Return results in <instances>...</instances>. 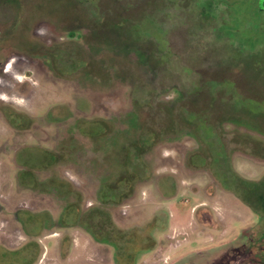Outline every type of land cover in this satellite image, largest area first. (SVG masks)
I'll use <instances>...</instances> for the list:
<instances>
[{"label": "rangeland", "instance_id": "374dc122", "mask_svg": "<svg viewBox=\"0 0 264 264\" xmlns=\"http://www.w3.org/2000/svg\"><path fill=\"white\" fill-rule=\"evenodd\" d=\"M255 3L0 0V63L7 65L0 104L34 116L29 135L0 118V145L9 143L0 149V264H114L104 241L109 227L123 231V246L132 236L144 239L128 251L135 264H245L264 245L257 240L264 214L224 188L228 170L245 180L264 176V18ZM246 30L256 37L245 45ZM257 43L263 47L251 51ZM134 110L142 135L155 131L152 124L169 135L142 155L145 165L131 160L146 181L122 182L119 203L102 204L100 185L128 178L121 168L110 175L114 161L103 156L119 126L113 122L129 121ZM186 116L208 136L219 123L231 169L181 129ZM82 126L102 134L88 136ZM23 144L33 147L17 158L34 179L20 182L13 157ZM211 145L218 153V140ZM198 149L208 163L190 167L186 157ZM68 204L76 213L61 222ZM96 207L106 221L81 224ZM201 207L215 214L220 231L199 227Z\"/></svg>", "mask_w": 264, "mask_h": 264}, {"label": "trees", "instance_id": "16d2710c", "mask_svg": "<svg viewBox=\"0 0 264 264\" xmlns=\"http://www.w3.org/2000/svg\"><path fill=\"white\" fill-rule=\"evenodd\" d=\"M69 35L72 38L75 37V35L72 32H70ZM258 47L262 48L263 46H261L260 43H257L251 47V51H253L254 49H256ZM46 54H48V57H50V56L53 57L51 51L49 52V50H47ZM140 107L141 106H139L138 108L140 109ZM211 109H213L212 105H211ZM189 113H191V112H189ZM130 115H131V117H130L129 121H127V120L122 121V122L121 121H117V122L114 121L116 124L113 122L114 127H115V125H119V126L117 128H114V130H112V132H114L115 134H118L119 137H114V133H113L112 138H111L112 145L110 144L109 147L105 149V152H104L105 154L103 156V160H106V157L108 156L109 159L114 161L112 164V170L110 172V175L113 174L114 168L117 171H119V168H121V170L122 169L125 170V174H128V178H123V180H121V181H116L115 182L116 184L114 185V187H108L106 183H103L102 185H100V187L98 188V197H99L102 204H105L107 202H112L115 204L119 203V199H120L121 195L124 194L123 191L125 190L124 188L119 186L120 184H122V182L126 183L129 181H134L137 183V182H141V181H146L145 179H140V175L136 174V172H134L132 170L131 160H133L134 162L141 161L143 163V165H145V162L142 159V157H143L142 155L145 152H147L148 150L152 149L154 147V145L157 144L159 142V140L162 139L163 135L168 134L170 131V130H164L163 131L161 129L157 130L156 128H158V127L154 126V124H152V128L153 129L155 128V131H150V136L149 135H142V133H143L142 132L143 118L140 116V113L136 110L131 112ZM185 118H186V122H185L186 126H184L185 128H181V129H183V130L184 129H188V130L190 129L189 130L190 134H192L194 136V138H196V141H198V143H200V146L201 145L204 146L206 149H208V151H209V149L212 150V153L210 150V157L214 163H216L218 165L224 164L225 168L231 169L230 165H227V159L225 157V154L227 155V152L229 153L230 150H232V149L228 148L227 141L229 138L228 137L224 138V134L220 135L219 133L216 132V129L219 130V127H218L219 123L216 125L215 124L213 125L211 123L214 127L213 128L214 134L208 136L202 130H200V127L193 120H187V116ZM121 126H124V128H123L124 131H121V130L118 131V129L121 128ZM77 127H79V123L77 124ZM79 129L82 133L86 132L88 136H92V137H97L98 135L100 136L102 134L99 132V130H97L96 132H94L92 129H88L87 131H85V127H83V126ZM112 132H110V134ZM170 134L175 136L174 132H170ZM217 135H218V137H217ZM140 136H141V138L139 139ZM104 137H105V135H103L101 137L102 142L104 141V139H103ZM138 139H139V142H138ZM216 140H218V143L220 144V145H218L219 146V152L218 153H216L217 150H215V152L213 151L214 149H213V146L211 145L212 141H216ZM133 151H136V153H134ZM50 156H51V159L55 158L54 154H52ZM213 157L216 158L217 160H214ZM196 159L198 161V166H196L197 163H195ZM219 160H221L222 162H219ZM186 163L188 165H191L190 167H204L205 165H207L208 161L205 158V156L201 154L200 149H198L197 151L191 152V153H189V155H187ZM146 171L148 172V169ZM229 172L230 171L228 170V176L227 177H228V180L230 181V185H232V186H230V185H229V187L224 186V188L226 190H229L232 193H234L238 198L241 199V201L244 204H246L254 212L259 213L261 215L264 214V176L258 181H251V180L242 179L238 174H235L232 171L230 173ZM233 179H235L236 183L234 182ZM238 179H240L241 181H238ZM237 185H239V187H238L239 189L236 188ZM57 188L58 187H56V189ZM105 190H107V191H105ZM105 192L107 193V195H106L107 199H105V197H104ZM252 202H253V204H252ZM255 202H257V203L259 202L261 204V206L258 207L257 206L258 204ZM66 213H68V214L70 213V215H75L76 208H74L73 205L68 204L64 210V213L62 214L61 219H60L61 222H63V220H65L64 216L67 215ZM90 214H91V216H90ZM90 214H89V218L83 217L82 220H80L81 224H83L84 226H92V228H93V226L99 228V226L102 223H104V221H106L107 214H105L104 210L100 207H96L93 210H91ZM40 217L42 218L43 222H45V216L43 213L41 214ZM195 218H196V221L199 224L200 228H202L203 230H213V231L218 232L221 229V225H220L219 221L215 218V216L213 215L212 211L209 208L201 207V208H198L197 210H195ZM77 219L78 218L76 217L75 221H77ZM90 232L92 233V229ZM108 233H109V235L104 237V241L107 244H109L110 246H112V248L114 249V259L117 262V264H135V259H130V257H132V256H131V254L128 253V251H129V249H131V246L134 248L138 245L139 242H144V239H142V240L138 239L137 240L135 238V236H134V238L132 236L131 237L132 241L128 242V243L126 242V244L123 246L120 243V238H119L120 236H123V234H124L123 231L114 230L113 228L109 227ZM126 245H129V246L127 247ZM150 248H152V247H150ZM140 249H142L141 246H140ZM142 250L145 251L146 249H142Z\"/></svg>", "mask_w": 264, "mask_h": 264}, {"label": "flooded vegetation", "instance_id": "af4514ba", "mask_svg": "<svg viewBox=\"0 0 264 264\" xmlns=\"http://www.w3.org/2000/svg\"><path fill=\"white\" fill-rule=\"evenodd\" d=\"M255 7L257 11L259 12V14L261 15V17L264 18V0L262 4H260V0H256ZM261 22L262 21L260 20V23ZM244 34H250L244 38L240 37V39H242L245 45L249 44V42H251V40L253 41L254 37H256V36H252V34H256L255 31L246 30ZM6 66H7L6 64L0 63V70L2 71L3 68H5V71H6ZM0 101H6V100H4L2 96L0 95ZM0 118L2 119L4 125L11 131H14V133L16 134L26 133L29 135V133H31L32 128L34 127V116L30 115L27 112V110L14 108L8 104H0ZM4 146L8 148L9 143L5 142V144H1L0 149H2ZM32 147H33V144H23V146L17 149L16 152L14 153L13 163L17 167L20 168L19 172L15 175V178L16 180L20 182L29 181L30 178L34 179L31 168L28 166H25L24 163L18 161L19 159L17 158V155L19 153H21L24 150H29ZM3 151H5V149ZM26 177H27V180L24 179ZM217 177L219 178L220 176L217 175ZM220 180H223V179H220ZM17 215L18 213H16V218L19 220V217H17ZM260 239L264 241V232L261 234L260 237H258L257 240H260ZM255 251L256 252H254V254L251 253V254L245 255V258H244V260L246 261L245 264H264V245L256 247ZM113 262L114 264H117V262L114 259V255H113Z\"/></svg>", "mask_w": 264, "mask_h": 264}, {"label": "water", "instance_id": "95a60500", "mask_svg": "<svg viewBox=\"0 0 264 264\" xmlns=\"http://www.w3.org/2000/svg\"><path fill=\"white\" fill-rule=\"evenodd\" d=\"M263 0H260V4H262Z\"/></svg>", "mask_w": 264, "mask_h": 264}, {"label": "crops", "instance_id": "0c3cea01", "mask_svg": "<svg viewBox=\"0 0 264 264\" xmlns=\"http://www.w3.org/2000/svg\"><path fill=\"white\" fill-rule=\"evenodd\" d=\"M215 215V214H214ZM216 219H218V218H216ZM219 221V220H218ZM200 227V226H199Z\"/></svg>", "mask_w": 264, "mask_h": 264}]
</instances>
